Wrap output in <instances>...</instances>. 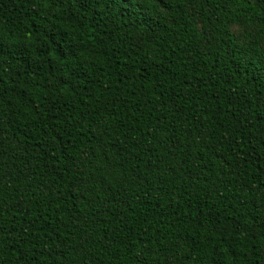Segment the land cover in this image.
<instances>
[{
	"label": "trees",
	"instance_id": "trees-1",
	"mask_svg": "<svg viewBox=\"0 0 264 264\" xmlns=\"http://www.w3.org/2000/svg\"><path fill=\"white\" fill-rule=\"evenodd\" d=\"M0 264H264V0H0Z\"/></svg>",
	"mask_w": 264,
	"mask_h": 264
}]
</instances>
